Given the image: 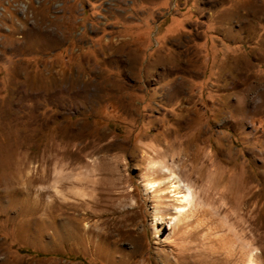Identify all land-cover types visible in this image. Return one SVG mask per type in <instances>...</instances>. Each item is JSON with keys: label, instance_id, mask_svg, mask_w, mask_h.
Returning a JSON list of instances; mask_svg holds the SVG:
<instances>
[{"label": "rangeland", "instance_id": "obj_1", "mask_svg": "<svg viewBox=\"0 0 264 264\" xmlns=\"http://www.w3.org/2000/svg\"><path fill=\"white\" fill-rule=\"evenodd\" d=\"M249 257L264 0H0V264Z\"/></svg>", "mask_w": 264, "mask_h": 264}, {"label": "bare ground", "instance_id": "obj_2", "mask_svg": "<svg viewBox=\"0 0 264 264\" xmlns=\"http://www.w3.org/2000/svg\"><path fill=\"white\" fill-rule=\"evenodd\" d=\"M171 180H172V192L176 195V194H180V199L179 201L183 204V203H189L190 202V198H191V191L188 187L184 186L183 184H181V182L177 179V177L175 176V174H171ZM147 182H145L146 184ZM144 184V185H145ZM148 185L152 186L151 182H148ZM147 186V185H146ZM145 186V187H146ZM182 209V208H181ZM181 212V211H180ZM251 256V255H250ZM254 257V256H253ZM254 259H248L247 264H252V261ZM254 264V263H253Z\"/></svg>", "mask_w": 264, "mask_h": 264}]
</instances>
